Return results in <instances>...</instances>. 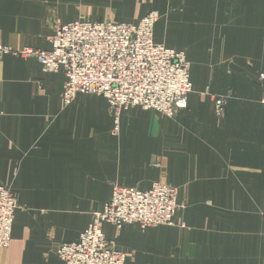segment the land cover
Here are the masks:
<instances>
[{"label":"crops","instance_id":"crops-1","mask_svg":"<svg viewBox=\"0 0 264 264\" xmlns=\"http://www.w3.org/2000/svg\"><path fill=\"white\" fill-rule=\"evenodd\" d=\"M150 12L155 43L190 63L175 117L131 108L117 124L104 98L66 104L62 73L0 56V186L18 204L0 264H63L57 248L115 185L155 183L177 191L173 226H103L125 264H264V0H0V46L49 50L59 26L138 25Z\"/></svg>","mask_w":264,"mask_h":264},{"label":"built area","instance_id":"built-area-1","mask_svg":"<svg viewBox=\"0 0 264 264\" xmlns=\"http://www.w3.org/2000/svg\"><path fill=\"white\" fill-rule=\"evenodd\" d=\"M158 20L159 14L150 12L138 25L76 21L57 28L49 50L0 46V56L34 60L44 73H62L66 104L78 94L104 98L117 124L131 108L175 117L187 108L193 89L190 63L184 53L155 43ZM214 105L216 118H221L227 98H214ZM179 208L177 191L165 184L155 183L145 192L115 185L111 200L93 214L79 240L60 245L56 255L63 264H125V254L106 239L103 226L111 224L118 231L132 224L142 230L173 226ZM17 209L13 192L0 186V249L10 246Z\"/></svg>","mask_w":264,"mask_h":264}]
</instances>
